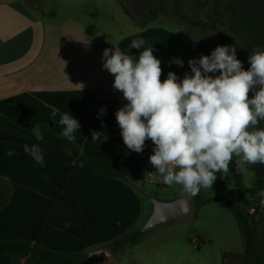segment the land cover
I'll return each mask as SVG.
<instances>
[{
	"label": "crops",
	"instance_id": "crops-1",
	"mask_svg": "<svg viewBox=\"0 0 264 264\" xmlns=\"http://www.w3.org/2000/svg\"><path fill=\"white\" fill-rule=\"evenodd\" d=\"M51 6L55 8L53 13L48 7H34L32 0H0V114L25 126L47 123L58 133L63 130L58 123L60 116L66 112L72 114L80 123L74 135L81 152L100 157L97 151L106 149L110 152V159L121 163L127 180L92 172L82 163L75 162L63 191L77 201L88 223V232L84 238L78 239L46 226L36 240L39 245L55 251L88 254L109 246L112 240L134 228L145 211L144 198L138 187L130 185V181L135 182L140 177L144 164L90 140L92 133L98 132L101 138L106 137V140L128 149L115 116L117 110L128 102L121 92L114 90V76L106 69L103 78L98 79L96 63L103 59L105 48L138 59L139 52L151 46L167 75L172 72L168 68L169 55L176 54L177 47L166 40L156 43L154 39L163 38L162 34L169 38L173 36L160 29L138 33L150 34L154 40L146 41V46L140 50L130 49L131 43L126 40H121L115 47H96L91 41L96 35L82 25L75 13L68 12L66 18L58 2L51 3ZM90 16H93L91 10L82 15ZM105 30L96 31V37L111 36L112 32ZM199 43L211 54L201 41ZM94 54L99 58L94 60ZM101 108L106 114L98 116ZM54 109H58L55 121L51 115ZM23 146L0 140V178L12 187L10 200L0 208V240L33 237L67 168L66 162L44 151L42 167L24 151ZM145 148H154L150 139L145 141ZM145 148L137 154L149 159L153 153L146 152ZM9 150L15 155L9 157ZM148 176L151 182H155L151 171ZM185 194L188 193L184 191ZM120 251L107 257H118ZM0 264L15 263L11 256L5 255L0 257ZM20 264L35 263L22 258Z\"/></svg>",
	"mask_w": 264,
	"mask_h": 264
},
{
	"label": "clouds",
	"instance_id": "clouds-1",
	"mask_svg": "<svg viewBox=\"0 0 264 264\" xmlns=\"http://www.w3.org/2000/svg\"><path fill=\"white\" fill-rule=\"evenodd\" d=\"M145 43L134 39L130 49L140 50ZM153 51L146 47L134 59L116 49L103 50V68L114 76V90L128 102L115 113L126 147L142 153L150 139L154 148L149 162L162 183L181 185L190 197L201 188H212L217 173L229 172L233 157L238 158V168L264 164V128L257 127L264 121V51L257 46L248 56L250 68L244 70L234 45H218L210 55L188 60L191 74L180 79L170 71L163 82L161 60ZM172 62L184 66L180 58ZM57 113L54 109L51 114L54 121ZM104 114L101 108L98 116ZM58 123L63 126L60 138L75 143L79 121L66 112ZM31 132L36 141L44 140L39 125ZM101 139L100 133H92V141ZM23 147L44 166L38 143ZM7 155L15 153L9 150Z\"/></svg>",
	"mask_w": 264,
	"mask_h": 264
},
{
	"label": "rangeland",
	"instance_id": "rangeland-1",
	"mask_svg": "<svg viewBox=\"0 0 264 264\" xmlns=\"http://www.w3.org/2000/svg\"><path fill=\"white\" fill-rule=\"evenodd\" d=\"M108 1L110 0H32V3L34 7L39 9L48 7L50 12L53 13L55 8L51 6V3L58 2L66 18L68 17V12L75 13L82 20V25L90 28L89 30L92 31L93 35L97 36L96 31L100 32L104 29H106L105 31H111L113 34L111 36L101 38L94 36L91 38L92 44L94 43L96 47L98 45L101 47L113 45L115 47L121 40L131 43L132 40L138 38H143L145 42L156 40L157 43L166 40L169 43H173L172 45L177 47V53L169 55L171 61L168 64V68L176 73L180 79L183 78L186 72L191 74L188 65L189 59H199L202 54L210 55L209 51L195 37L204 38L213 50L218 45L222 46V38L226 35H231L241 46L246 47L248 45V39L245 34H235L231 31V25L239 23V18L238 10L233 11L229 7L234 5L238 8L241 0H220L222 14L220 21H216L215 29L192 27L186 22L180 21L178 17L171 14L173 7L171 0H119L135 12L136 10H138L137 12H149L151 8L159 7V16L151 20L147 27L141 28L125 14L118 0H112V4L108 3ZM177 1L181 11L190 18L212 23L214 19L213 9L217 0ZM90 10L93 16L82 17V15L86 14V11ZM262 12L264 14V6L262 7ZM103 15H106V17L103 18ZM146 29H160V31L169 32L173 36L169 38L162 34L163 38L153 40L150 34L145 36L138 34ZM145 46L146 43L143 47ZM259 49L264 51V46ZM97 58H99V55L94 54V60ZM175 58L183 60L184 66L180 67L173 63L172 61ZM102 62L103 59L100 60V63H96L98 79L103 78V71L105 70ZM249 68L250 65L246 70ZM166 78L167 75L162 69L161 82ZM256 90H259V85H257ZM253 95L254 92H250L249 98H252ZM151 143L153 145L152 141ZM145 150L153 153V148H145ZM97 155L100 157L95 158L114 160L110 159V152L106 149L98 150ZM241 166L244 182L248 189L264 183V164L257 163ZM149 171L155 175V182L150 181ZM130 185L138 187V191H140L145 203L144 214L132 229L142 227L152 212L153 202L151 197L155 196L163 200H172L182 196L184 192L181 185L173 184L168 186L162 183V177L156 172L155 167L148 165H142L140 177L135 182L130 181ZM5 186L9 185L4 179L0 178V188ZM201 193L204 197L222 196L224 200H212L195 209L194 222L175 220L165 223L152 233H143L142 238L136 245L122 249L118 257L93 259L91 264H223L224 252L242 253V234L234 215L227 205L228 199L238 198V191L235 189L231 172H228L218 185H213L209 189L201 188ZM261 194H264V192ZM245 202L249 204L253 202V196L248 194ZM259 227L264 233V217ZM111 259L114 260L112 261ZM237 261V257H228L225 264H235Z\"/></svg>",
	"mask_w": 264,
	"mask_h": 264
},
{
	"label": "trees",
	"instance_id": "trees-1",
	"mask_svg": "<svg viewBox=\"0 0 264 264\" xmlns=\"http://www.w3.org/2000/svg\"><path fill=\"white\" fill-rule=\"evenodd\" d=\"M171 1L173 3L171 14L178 17L180 21L186 22L189 26L215 29L216 21H220L222 14L220 10V0L216 1L213 9L214 19L212 23L205 20L190 18L186 13L181 11L177 0ZM119 4L123 8L125 14L141 28L147 27V24L151 20L159 16V7L151 8L149 12H137L138 10L135 12L133 9H129L124 2L119 1ZM263 6L264 0H241L238 8L234 5L229 7L230 10H238L237 14L239 18V23L231 25V31L235 34H245L248 39V45L246 47L241 46L231 35H226L222 38V46L234 45L236 48V58L242 62L244 70L250 65L248 56L257 46H259V48H263L264 46ZM195 38L199 39V41L212 52L213 49L204 38ZM217 75H219V72H217ZM36 125H39L41 128L44 135L43 141H36L35 137L32 135L31 128ZM257 127L264 128V121H260ZM0 140L21 145L38 143L42 151L54 158L63 160L67 164V168L39 221L33 237L31 239L0 240V257L9 255L12 257L15 264H20L22 258H26L27 261L35 264H91L93 259L88 258L86 253L55 251L39 245L36 240L46 226L65 231L78 239H82L86 236L88 232V223L84 214L77 201L66 195L63 191L74 169L75 162L82 163L92 172L127 180L121 163L115 160L87 156L81 152L80 147L76 143H70L66 139H61L60 133L54 131L47 123L25 126L3 114H0ZM90 140L92 141V136ZM92 142L123 154L144 165L153 166L147 157L123 148L111 141L102 138L101 140ZM74 150L78 152V155L74 154ZM237 161L238 158L233 157V161L229 165V172L233 175L235 189L238 191V198L228 199L227 205L240 228L243 238V252H224L223 264H225L228 257L232 258L233 256L238 259L235 264H264V233L259 227L264 217V194H261L264 192V183L248 189L244 182L242 166L240 165L238 168ZM216 175L217 179L213 184L214 186L221 183L222 178L226 174L217 173ZM11 192V186L0 188V208L10 200ZM248 194L253 196V202L250 204L245 202ZM212 200L218 201L224 200V198L222 196L204 197L200 190L199 194L195 196V209L202 207ZM142 235L141 227L132 229L112 240L109 243L110 249L112 252H117L132 246L142 238Z\"/></svg>",
	"mask_w": 264,
	"mask_h": 264
},
{
	"label": "water",
	"instance_id": "water-1",
	"mask_svg": "<svg viewBox=\"0 0 264 264\" xmlns=\"http://www.w3.org/2000/svg\"><path fill=\"white\" fill-rule=\"evenodd\" d=\"M78 155L77 151H73ZM153 210L141 227L142 233H152L159 226L175 220L194 222L195 197L189 194L182 195L172 200H163L158 197H151ZM112 254L109 246L92 251L87 254L90 259L105 258Z\"/></svg>",
	"mask_w": 264,
	"mask_h": 264
}]
</instances>
